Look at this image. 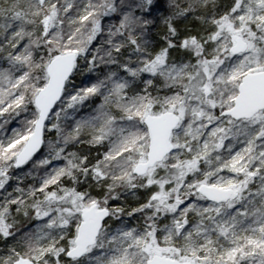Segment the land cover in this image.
<instances>
[{
	"label": "snow or ice",
	"instance_id": "snow-or-ice-1",
	"mask_svg": "<svg viewBox=\"0 0 264 264\" xmlns=\"http://www.w3.org/2000/svg\"><path fill=\"white\" fill-rule=\"evenodd\" d=\"M0 264H264V0H0Z\"/></svg>",
	"mask_w": 264,
	"mask_h": 264
}]
</instances>
